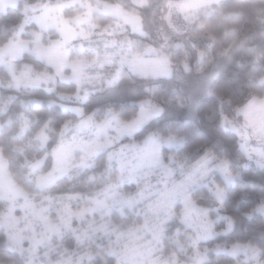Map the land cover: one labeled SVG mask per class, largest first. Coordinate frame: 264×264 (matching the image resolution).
Returning a JSON list of instances; mask_svg holds the SVG:
<instances>
[{"label":"clouds","instance_id":"clouds-1","mask_svg":"<svg viewBox=\"0 0 264 264\" xmlns=\"http://www.w3.org/2000/svg\"><path fill=\"white\" fill-rule=\"evenodd\" d=\"M20 3L0 264H264V0ZM250 196L258 239L222 241Z\"/></svg>","mask_w":264,"mask_h":264},{"label":"trees","instance_id":"trees-1","mask_svg":"<svg viewBox=\"0 0 264 264\" xmlns=\"http://www.w3.org/2000/svg\"><path fill=\"white\" fill-rule=\"evenodd\" d=\"M22 19V14L19 9H8L5 14H0V33H6L8 36H11V33L16 29L19 25V22ZM256 23H259L256 21ZM256 35H259L257 32ZM264 50V45H261L256 49V51ZM248 59H251V54L248 55ZM225 72L227 69L224 70ZM226 139H232L230 137H225ZM252 179V177H250ZM239 193L237 192V198ZM257 202L256 198L250 196L247 197L243 202L239 205L236 204V199H232L229 202V209L233 212V214L237 218L236 231L228 237H221L220 239L227 240L229 242L234 239H240L241 241L245 240H257L258 236L255 232V228L260 221V217L257 215L252 220H248L247 217L243 216L242 213L247 211L250 207H252ZM221 259H225V255L220 254Z\"/></svg>","mask_w":264,"mask_h":264},{"label":"rangeland","instance_id":"rangeland-1","mask_svg":"<svg viewBox=\"0 0 264 264\" xmlns=\"http://www.w3.org/2000/svg\"><path fill=\"white\" fill-rule=\"evenodd\" d=\"M23 7V5L20 3V0H16L15 3H13V0H8V2L5 4V6L3 7V9H0V14H5L7 12L8 9H21ZM21 12V11H20ZM22 14V18H23V13ZM71 25L69 24L68 27H70ZM28 28H36L37 30H39V23L35 18H32L29 20V23L27 25H25V30H27ZM19 25L16 27V29L11 33V36H14L15 33L17 31H19ZM53 31H55V29H52ZM259 107V105L257 104H252L249 105L245 111L246 112H255L257 110V108ZM221 255H225L224 253H221Z\"/></svg>","mask_w":264,"mask_h":264},{"label":"crops","instance_id":"crops-1","mask_svg":"<svg viewBox=\"0 0 264 264\" xmlns=\"http://www.w3.org/2000/svg\"><path fill=\"white\" fill-rule=\"evenodd\" d=\"M258 105V104H257Z\"/></svg>","mask_w":264,"mask_h":264}]
</instances>
